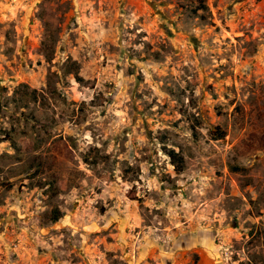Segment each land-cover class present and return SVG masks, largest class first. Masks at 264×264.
I'll list each match as a JSON object with an SVG mask.
<instances>
[{"label":"rangeland","instance_id":"obj_1","mask_svg":"<svg viewBox=\"0 0 264 264\" xmlns=\"http://www.w3.org/2000/svg\"><path fill=\"white\" fill-rule=\"evenodd\" d=\"M0 264H264V0H0Z\"/></svg>","mask_w":264,"mask_h":264},{"label":"trees","instance_id":"obj_2","mask_svg":"<svg viewBox=\"0 0 264 264\" xmlns=\"http://www.w3.org/2000/svg\"><path fill=\"white\" fill-rule=\"evenodd\" d=\"M223 135H220L219 138H222ZM168 156L171 159L172 164L175 166L176 170L181 173L185 169V159L183 156H181L179 153H177L175 150L171 149L168 150ZM61 218V213L59 211H56L51 217L52 222H57Z\"/></svg>","mask_w":264,"mask_h":264}]
</instances>
